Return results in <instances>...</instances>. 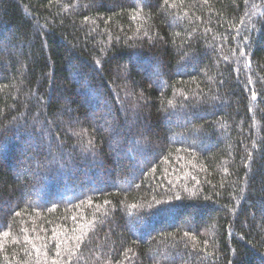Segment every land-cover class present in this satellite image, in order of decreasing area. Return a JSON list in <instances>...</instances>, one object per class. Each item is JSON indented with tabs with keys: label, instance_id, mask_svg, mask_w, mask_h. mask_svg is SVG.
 <instances>
[{
	"label": "trees",
	"instance_id": "obj_1",
	"mask_svg": "<svg viewBox=\"0 0 264 264\" xmlns=\"http://www.w3.org/2000/svg\"><path fill=\"white\" fill-rule=\"evenodd\" d=\"M0 264H264V0H0Z\"/></svg>",
	"mask_w": 264,
	"mask_h": 264
},
{
	"label": "snow or ice",
	"instance_id": "obj_2",
	"mask_svg": "<svg viewBox=\"0 0 264 264\" xmlns=\"http://www.w3.org/2000/svg\"><path fill=\"white\" fill-rule=\"evenodd\" d=\"M166 2H167V0H166ZM5 235H7V233H5Z\"/></svg>",
	"mask_w": 264,
	"mask_h": 264
}]
</instances>
